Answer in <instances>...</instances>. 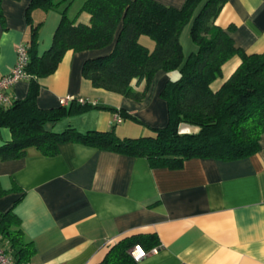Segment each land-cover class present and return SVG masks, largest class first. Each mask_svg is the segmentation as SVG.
<instances>
[{
    "label": "crops",
    "instance_id": "obj_1",
    "mask_svg": "<svg viewBox=\"0 0 264 264\" xmlns=\"http://www.w3.org/2000/svg\"><path fill=\"white\" fill-rule=\"evenodd\" d=\"M83 1L71 0L67 14L76 22L89 23V14L78 12ZM155 1L175 7L184 2ZM29 2L1 0L5 26L0 23V76L13 66L17 44L28 40L25 10ZM31 16L34 23H41L37 52L42 54L51 45L61 14L38 7ZM215 23L222 28L232 26L229 34L245 52L264 51V0H226ZM190 25L179 36L184 57L196 50ZM140 41L153 47L147 36ZM113 44L67 50L55 70L38 80L37 105L56 108L60 98L69 96L122 108L141 123L117 122L119 136H140L149 132L147 126H164L167 105L159 93L169 73L156 72L141 100L94 87L83 77V62L109 53ZM239 63L237 55L228 59L211 89H218ZM28 87L29 80L21 79L7 94L10 99H22ZM143 87L141 82L135 89ZM69 104L70 100L65 105ZM115 114L108 108H91L46 122L45 128L104 131L115 123ZM10 138L9 129L0 128V145ZM259 144V150L247 157L191 158L177 169L152 168L144 157L72 141L60 144L52 156L29 147L21 158L0 161V188L7 190L0 197V212L12 207L19 217L35 247L33 264H95L120 237L145 232L157 233L160 245L138 264H264V134ZM14 185L18 190H12Z\"/></svg>",
    "mask_w": 264,
    "mask_h": 264
},
{
    "label": "trees",
    "instance_id": "obj_2",
    "mask_svg": "<svg viewBox=\"0 0 264 264\" xmlns=\"http://www.w3.org/2000/svg\"><path fill=\"white\" fill-rule=\"evenodd\" d=\"M71 0H30L25 10L29 37V87L22 99H10L0 105V128L6 127L11 138L0 145V161L25 156L34 147L44 155H55L59 145L78 142L99 150L127 156L144 157L152 168L177 169L191 158L234 160L250 156L260 148L264 134V51L247 53L235 46L229 32L215 18L226 0H184L180 7L155 0H84L78 12L89 14V23L69 18ZM57 9L61 14L50 47L37 52L40 22L32 20L34 8ZM191 22L190 37L196 50L186 57L179 41L183 27ZM0 23L5 26L1 9ZM119 28V30H118ZM153 41L150 49L140 38ZM112 50L83 62L82 75L97 88L141 100L154 74L165 71L171 76L159 95L166 101L167 122L148 127L140 136H119L116 123L107 130L80 132L72 126L56 132L46 122L83 113L91 108H108L121 120L141 123L122 108L91 103L72 97L69 105L43 109L37 105L39 79L51 74L67 50L101 49L113 43ZM237 55L240 63L212 90L210 84L221 76L222 65ZM144 82L141 91L135 86ZM12 190H18L14 185ZM11 190V191H12ZM10 191V190H8ZM7 190L0 188V197ZM21 195L13 204L20 200ZM139 244L145 252L160 245L155 232L133 233L108 246L95 264H138L130 249ZM0 246L12 257L13 264H33L32 240L21 227L19 217L9 207L0 212Z\"/></svg>",
    "mask_w": 264,
    "mask_h": 264
},
{
    "label": "built area",
    "instance_id": "obj_3",
    "mask_svg": "<svg viewBox=\"0 0 264 264\" xmlns=\"http://www.w3.org/2000/svg\"><path fill=\"white\" fill-rule=\"evenodd\" d=\"M16 57L15 62L11 69L0 76V105L6 103L9 100L7 91L19 80L28 79L30 77L29 73L25 70L29 55L27 49V43L21 40L15 49ZM72 97L66 96L59 99L60 105H65ZM80 102H84V98L79 97ZM115 122H120L121 118L118 114L114 116ZM130 254L135 261H140L147 254L139 244H135L130 249ZM14 260L12 255L0 246V264H13Z\"/></svg>",
    "mask_w": 264,
    "mask_h": 264
},
{
    "label": "rangeland",
    "instance_id": "obj_4",
    "mask_svg": "<svg viewBox=\"0 0 264 264\" xmlns=\"http://www.w3.org/2000/svg\"><path fill=\"white\" fill-rule=\"evenodd\" d=\"M141 126H139V128H140ZM140 129H143V127H141ZM147 132H148V130H147Z\"/></svg>",
    "mask_w": 264,
    "mask_h": 264
}]
</instances>
